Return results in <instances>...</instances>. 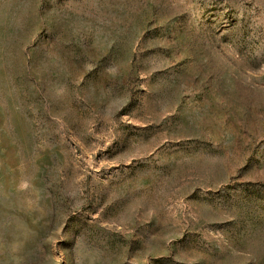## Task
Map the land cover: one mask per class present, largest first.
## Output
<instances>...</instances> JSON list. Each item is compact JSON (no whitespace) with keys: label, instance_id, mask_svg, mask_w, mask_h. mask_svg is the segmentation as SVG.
<instances>
[{"label":"rangeland","instance_id":"obj_1","mask_svg":"<svg viewBox=\"0 0 264 264\" xmlns=\"http://www.w3.org/2000/svg\"><path fill=\"white\" fill-rule=\"evenodd\" d=\"M0 264H264V0H0Z\"/></svg>","mask_w":264,"mask_h":264}]
</instances>
